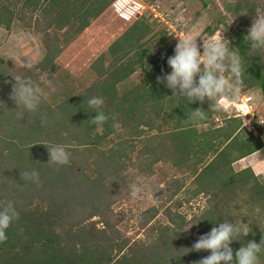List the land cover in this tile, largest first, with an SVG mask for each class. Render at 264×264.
I'll use <instances>...</instances> for the list:
<instances>
[{"label": "trees", "instance_id": "16d2710c", "mask_svg": "<svg viewBox=\"0 0 264 264\" xmlns=\"http://www.w3.org/2000/svg\"><path fill=\"white\" fill-rule=\"evenodd\" d=\"M17 2L0 0V25L6 29L16 16ZM112 2L23 0L18 18L41 33L44 55L35 64L14 67L0 53V208L12 201L19 213L6 230L7 240L0 243V264H195L210 255L208 250H191L199 236L215 226L211 222L215 211L210 206L196 215V221L164 211L170 225L159 227L157 236L143 246L130 242L116 227L114 205L122 198L126 152L121 142L108 144L116 130L113 125L118 123L127 139L143 142L142 151L137 152L140 163L163 160L179 166L188 160L187 125L206 123L218 108L217 100L200 103L170 98L172 90L166 82H157L158 76L170 74L167 59L173 50L148 37L152 23L140 16L115 38L108 45L109 62L104 52L94 59L91 68L96 78L83 90L53 104L41 94L35 111L16 106L10 98L18 77L39 87L40 73L51 77L59 68L56 58L60 52ZM26 13L28 20L24 18ZM137 15L135 12L134 17ZM247 34L243 28L237 31L235 47L251 84L259 85L264 93V62L251 48ZM137 71L142 78L128 85L127 79ZM93 96L105 100L100 110L109 120L102 128L92 122L98 111L88 104ZM197 108L204 110L205 119L188 118ZM18 112L24 113L22 119L17 117ZM234 118L238 117H231V121ZM166 122L173 127L163 131ZM234 129H220L223 139L218 141V150L203 170L194 171L195 179L218 162L216 167L228 172L216 179L221 186L229 189L246 179L264 189L250 167L229 173L235 160L263 147L251 135L240 140L238 149ZM57 144L71 153L69 164L49 161L46 146ZM231 144L234 148L229 149ZM178 153L183 155L179 157ZM32 170L39 173V185L20 176ZM214 181L210 176L209 182ZM156 212L154 206L142 211L140 225L145 226ZM261 238L264 229L253 230L236 237L239 240L232 241L230 247L235 253L242 245L259 243ZM258 255L260 264H264V250Z\"/></svg>", "mask_w": 264, "mask_h": 264}, {"label": "rangeland", "instance_id": "374dc122", "mask_svg": "<svg viewBox=\"0 0 264 264\" xmlns=\"http://www.w3.org/2000/svg\"><path fill=\"white\" fill-rule=\"evenodd\" d=\"M135 3L139 7L136 17L133 16V13L129 18L117 11L114 12L111 7L110 11L114 12V14L110 12L111 21L115 20L119 23L113 32L108 33L107 43L119 37L133 24L135 19L142 16L147 23H152V32L148 37H151L150 39H153L156 44L171 47L173 50L171 56L174 55L178 39H183L185 35H197L201 51L203 43H209L218 34H223L229 41L230 50L236 49L237 31L242 28L248 31L254 18L258 14H264V0L131 1L133 6ZM20 10L21 5L18 3L15 6L16 16L9 29L0 25V53L5 61L14 67L35 64L41 60L45 52L41 33L31 27L26 28L18 20ZM25 17L28 20L29 14L26 13ZM107 49L108 46L105 50L93 52L90 56L83 55L85 59L78 68L65 69L59 65L51 77L40 73L38 78L41 94L49 103L53 104L75 91L86 88L96 78V73L91 68L94 59L104 52L106 63L109 62L110 56ZM256 52L264 62V50H256ZM225 75L231 78L230 73H225ZM141 78L142 73L137 71L127 79V84L133 85ZM251 81L245 73L240 96L243 94L251 96L253 117L250 119V115H248L243 118H234L235 120L231 121L230 118L233 116H228L223 110L215 107L214 114L212 113L206 123L195 124L193 121L194 124L187 125L190 131V136H187L190 141L188 160L179 166L163 160L150 165L140 163L137 152L142 151L143 142L127 139L126 133L120 127L116 128L114 134L110 136L108 144L121 142L122 148L126 152L122 198L114 205V212L117 215L116 227L123 237L143 246L155 235L157 236L159 227L170 225L164 211H174L188 221L194 220L196 215L208 206L215 211L211 219L215 226L228 220L235 224H239L240 221L248 223L251 231L264 229L263 188L254 187L246 179L241 182L239 180L229 189L221 186L216 182V179L223 178L228 172L221 171L219 167H216L218 162L213 163L211 170L209 168L201 177L195 179L194 176V171L203 170V167L211 162L216 154L218 141L223 139L220 129L229 131L235 128L236 137L239 139L238 149L241 148L240 140L244 137L251 138V135L257 143H262L263 147L235 160L231 164L229 173L250 167L256 179L260 183H264V93L259 85L251 84ZM248 119H250L251 125L249 126V123L245 126L244 122ZM172 127L171 122L162 124L163 131ZM250 128L253 130H249ZM245 145L244 143L243 148ZM231 148H234V144L229 145V149ZM180 153H178L179 157L183 155ZM210 176H213L215 180L213 183L209 182ZM133 186L139 189L135 195H133ZM203 186L204 188H202ZM153 206L157 209L156 214L145 226H141L142 211ZM257 208L260 209L259 212L256 211Z\"/></svg>", "mask_w": 264, "mask_h": 264}, {"label": "clouds", "instance_id": "9594fccd", "mask_svg": "<svg viewBox=\"0 0 264 264\" xmlns=\"http://www.w3.org/2000/svg\"><path fill=\"white\" fill-rule=\"evenodd\" d=\"M247 37L253 50H264V14H258L248 30ZM197 35H185L178 39L174 49V55L167 59L171 68L170 74L157 77L158 83H165L172 90L170 98H187L190 102L203 103L206 99L219 100L221 107L226 112H231L232 107L240 99L243 86L245 67L237 49L229 48V41L223 34L209 43L201 46L197 42ZM227 41V42H225ZM230 73L231 78L225 75ZM16 106H23L27 111L37 110L41 102V89L31 81L18 77L13 85L10 97ZM105 100L103 97L93 96L88 104L98 109L92 122L102 128L109 120V116L102 109ZM246 115L252 114L245 110ZM24 113L18 112L17 117L22 119ZM193 120L205 119V112L201 108L193 110ZM249 121L247 120V125ZM116 128L120 125L114 124ZM49 153V161L57 165H67L70 162L71 153L64 145L46 146ZM48 161V162H49ZM23 179L31 180L40 184L39 173L36 170L20 173ZM135 195L139 189L133 186ZM260 211L259 208L256 209ZM19 213L14 203L8 201L6 206L0 208V243L7 240L6 230L14 220L18 219ZM251 232L248 223L240 221L239 224L228 220L211 228L207 234L199 236L192 245V251L208 250L210 255L195 262V264H260L259 253L264 250V238L259 243L249 241L238 250L233 251L230 244L236 237L247 236Z\"/></svg>", "mask_w": 264, "mask_h": 264}, {"label": "crops", "instance_id": "0c3cea01", "mask_svg": "<svg viewBox=\"0 0 264 264\" xmlns=\"http://www.w3.org/2000/svg\"><path fill=\"white\" fill-rule=\"evenodd\" d=\"M18 3L22 5L23 0H18L17 5ZM130 3L131 0L113 1L111 6L106 8L96 18H94L90 22V24L86 26L82 30V32L78 34L73 40H71V42L60 52V54L56 58V63L58 64V66L61 65L62 68L65 69H70V67L78 68L81 62H83V59H85L84 56L86 54L90 56L93 52L97 53L105 50L107 46L111 43V41L107 43V41L109 40L108 33L113 32L117 28V25L119 23L115 20L111 21V14H114V12L117 11L118 13L130 18L134 13L129 11L128 6H130ZM111 7L113 8L114 12L110 11ZM24 18L26 19L25 16ZM121 18H123V16H121ZM18 20L20 19L18 18ZM123 20L125 21V19ZM31 28L35 29L34 27ZM81 56H83V58H81Z\"/></svg>", "mask_w": 264, "mask_h": 264}, {"label": "built area", "instance_id": "2783aa9c", "mask_svg": "<svg viewBox=\"0 0 264 264\" xmlns=\"http://www.w3.org/2000/svg\"><path fill=\"white\" fill-rule=\"evenodd\" d=\"M113 1H116V0H113ZM133 1V0H131ZM138 4L135 3V6H133L131 3H130V6H128L129 8V11H131L132 13L134 12H138L139 10V7L137 6ZM138 10V11H137ZM217 104L219 105L220 104V101L217 100ZM221 108V107H220ZM221 110H223L221 108ZM245 110H248L252 113L253 111V107H252V104H251V96L249 95H246V94H243L242 96H240V99L237 103H235L232 107V111L231 112H226L224 111L225 114H227L228 116H233V117H246L248 115H250V119L253 117L252 114H248L246 115V112ZM250 119H248L249 123H250ZM247 121L244 122V124H246ZM248 123V124H249ZM251 125V123L249 124V126ZM247 126V125H245ZM249 130H253L252 128H250Z\"/></svg>", "mask_w": 264, "mask_h": 264}]
</instances>
